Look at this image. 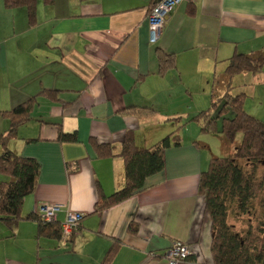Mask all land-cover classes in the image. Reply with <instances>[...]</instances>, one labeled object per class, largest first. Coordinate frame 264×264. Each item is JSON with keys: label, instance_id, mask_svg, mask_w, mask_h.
I'll list each match as a JSON object with an SVG mask.
<instances>
[{"label": "crops", "instance_id": "obj_1", "mask_svg": "<svg viewBox=\"0 0 264 264\" xmlns=\"http://www.w3.org/2000/svg\"><path fill=\"white\" fill-rule=\"evenodd\" d=\"M157 1L36 0L31 24L24 7L0 0V136L9 128L1 112L36 97L8 141L39 164L21 216L58 205L61 228L68 211L82 215L65 243L40 233L35 220H0V264H168L173 241L191 251L178 264H213L199 177L214 154L192 118L207 109L216 70L223 74L233 53L264 55V0H181L151 42L147 17ZM159 50L173 54L164 70ZM233 78L246 112L264 121V64ZM179 125V144L163 151L164 168L148 187L97 208L124 184L125 135L150 147ZM59 129L75 141H59ZM100 145L113 154L98 155ZM8 179L0 172V182Z\"/></svg>", "mask_w": 264, "mask_h": 264}, {"label": "trees", "instance_id": "obj_2", "mask_svg": "<svg viewBox=\"0 0 264 264\" xmlns=\"http://www.w3.org/2000/svg\"><path fill=\"white\" fill-rule=\"evenodd\" d=\"M3 2L7 8L24 7L29 23H34L36 0ZM158 59L159 68L164 70L172 65L173 54L159 50ZM262 64V54L233 53L226 61L224 73L214 77L209 107L192 118L203 133L218 136L221 146V155L211 156L207 169L199 177V192L204 195L205 213L211 224L213 264H264V121L246 112L245 95L235 92L231 82L236 74L259 72ZM54 92L45 90L42 94L53 96ZM35 98L1 112L9 120V128L0 136V172L9 179L0 182V220L10 227L22 218L35 220L40 233L60 241L61 228L54 221L44 222L34 213L21 216L23 199L35 188L39 164L33 158L18 156L8 146L17 127L30 119ZM139 110L153 111L149 107ZM180 128L181 125L177 126L150 147L137 145L131 135H125L118 152L124 164V184L111 195L103 196V205L97 204V208L122 202L145 190L147 178L164 168L163 151L179 144ZM75 138L74 133L59 129V141L74 142ZM97 152L100 156L113 154L109 146L103 145ZM236 221L244 226L237 228Z\"/></svg>", "mask_w": 264, "mask_h": 264}, {"label": "built area", "instance_id": "obj_3", "mask_svg": "<svg viewBox=\"0 0 264 264\" xmlns=\"http://www.w3.org/2000/svg\"><path fill=\"white\" fill-rule=\"evenodd\" d=\"M180 1L181 0H158L151 7L147 17L151 42H156L160 38L165 24V19ZM58 209V205L42 206L39 209L38 216L44 222H53ZM81 218L82 215L80 213L71 211L66 213L65 219L61 223V242H67L71 235L75 233ZM190 254L191 251L187 244L181 241H173L165 252L164 258L168 264H178L182 260L186 259Z\"/></svg>", "mask_w": 264, "mask_h": 264}, {"label": "rangeland", "instance_id": "obj_4", "mask_svg": "<svg viewBox=\"0 0 264 264\" xmlns=\"http://www.w3.org/2000/svg\"><path fill=\"white\" fill-rule=\"evenodd\" d=\"M220 67H218L217 68V70H216V73L219 75V74H222L221 73V69H219ZM232 84L235 86L236 85V89H238L239 91L240 90H242V86H241V84L240 83H237V81H236V79L235 78H233L232 79ZM244 86V85H243ZM245 90V89H244ZM249 100H251L252 102H256L255 101V99H251V98H249ZM209 105H210V103H208V107H209ZM207 107V108H208ZM216 124H217V127L219 128L220 127V125H221V120L220 119H218L217 120V122H216ZM206 138H207V140H208V142H210V144H211V150H212V152H213V154H214V156H220L221 155V149H220V140H219V138H218V136H215L214 134H212V133H209L208 134V136H206ZM240 139H241V135L239 134L238 136H237V140L238 141H240ZM213 148V149H212ZM236 226H237V228H239V227H243L244 225H242L241 223H238L237 221H236Z\"/></svg>", "mask_w": 264, "mask_h": 264}]
</instances>
